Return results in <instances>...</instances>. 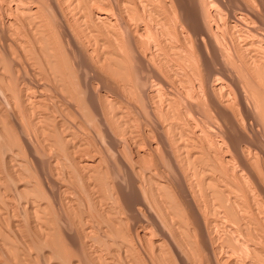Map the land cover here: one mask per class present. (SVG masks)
Listing matches in <instances>:
<instances>
[{"label":"bare ground","instance_id":"6f19581e","mask_svg":"<svg viewBox=\"0 0 264 264\" xmlns=\"http://www.w3.org/2000/svg\"><path fill=\"white\" fill-rule=\"evenodd\" d=\"M6 1H8V0H6ZM16 1L17 0H11V2H10V0L8 1V4H9V2H10V4L14 3L15 7L18 8V9H16V8H14V6H12L14 9H16V10H14L12 8L13 11L19 10L20 12L17 11V13H19L21 15V13L23 12V15H26L27 17L30 15L32 17L35 14L37 15L38 4H36L37 6L34 5L35 3L33 4V2L35 0L34 1L33 0H27L26 1L25 0L26 2H19V1L16 2ZM54 1H52V2L59 4V2L61 0H54ZM65 1H67V0H65ZM90 1H92V0H89V2ZM110 1H112V0H110ZM159 1L161 2V0H159ZM167 1H168V3H166ZM167 1L163 3L162 7H159L158 5L159 4L161 5L163 0L159 4H158V0H115L114 4H111L112 2L111 3L106 2V0H104L101 2V4H103V5H100L101 10L98 11L97 13H94L95 19L97 20L96 21L94 19L97 22L96 24L101 26V28L108 27V31H106L104 29L106 32H108V34H110L109 32H111L110 43H111V45L114 46L115 50H114V53L111 52V56L109 55V57L112 59V61H114V63L111 61V63H113L114 65L117 64V62H119L118 63L119 65H117L116 71L120 72L119 76H121V77L119 79H122V81L124 82V84H120L119 82H116L114 85H111V86H102V88H101L102 93L100 92V94L96 93V91L98 89L97 90L95 89L96 87H94L95 84H93V83H91L89 85V88H87L86 106L89 109L88 111L91 112L92 116L95 117L94 122H96V119H97V121H98L97 127L99 130H101V132L103 133V136L105 137V139H104L105 143H102V144H98L96 142V140H93L92 137H94V136H91V139H90L89 138L90 136L86 138L83 135L84 137L82 136L83 140L81 143H76V141L73 140V138H74L73 135H79L78 131L79 132L85 131L88 129V127L90 125L88 124L89 126L87 127V124L85 122L87 119L84 121L81 118L82 116H80V114H79L80 108L78 109L77 100L80 97V95L78 94L79 93L78 91L75 92V90H79V89H76L77 86L74 85L75 82L73 83V78L76 77V71L72 70V66L70 67V65H69V64H71L69 61H70L72 53L70 51H68L67 49H65L66 47L61 42V40L57 39V42L55 41L56 44L52 42L53 41V40H51L52 35H50L48 33L50 30L47 32L45 31L47 29L44 30V32H46L49 35H45L46 33H44V37L43 36H42L43 38L41 37V39H43V40H42V42H40L41 45H39V44L37 45L41 48L38 52L31 51V50H34L33 48L32 49L30 48L31 43H29L30 45H28L27 44L28 42L25 39H23L24 37H21V39L19 38L20 37V34H19L18 38H19L20 42H18V45H19L18 47H20L22 49L23 53H24L23 49H25V48L31 49V50L28 49L29 52H31V53L33 52V54L35 55V59L31 58V60L33 59L36 61L39 59V54L42 53V52H40L42 50L43 51L42 56L44 59L43 62H46V64L45 63L44 64L45 65L49 64L51 67V68L49 67L50 68L49 70L51 71V69H54V71H55V74L53 73L55 76L54 77L55 80L52 79L53 74L51 72L50 75H52L51 79L53 81L52 82L50 81L51 82L50 83L49 81L47 82V80H46L47 83H50L48 85L45 84L43 81L39 82L35 79L36 81L32 85H33V88L35 89L34 91H36V92H35V94H34V91L32 93L29 91L26 92L25 99H26V101H28L27 103L31 104V102H32V104L34 105L33 107L36 106V108H40L43 106L42 104H44V103H42V100H43L42 97L46 96V94L44 93L45 90L49 89V90H53L54 92L60 91L61 93L64 94V98L66 96L68 98L67 105L65 106L67 109V112L65 111L67 113V118H68L67 121L73 122V118H75V119L77 117L81 118V119L78 118V120H81L80 125L77 124L78 127L81 129V131L76 127H72V131H73L72 134L66 135V133H65V135H64L63 134L64 129H62V131H63L62 134H60L61 132H59V134H60V135H58V136H60L59 140L63 141L67 145V147H65L66 152H65V148L63 146L60 147L59 150L64 149V151H63L64 154L65 153L67 154V155L65 154L66 155L65 157H67V158L69 157V159H67V160L65 159L66 160L65 162L69 164V165H67V167L71 166L72 174L75 177L77 176V178L82 182L81 193L85 194L87 197H89L92 200L91 203L93 202V204L89 203V206L91 204L92 207L90 206L89 208H90V210H93V208L95 207V209H94L95 211L97 209L98 216L101 219L100 224H102V225H98L97 224L98 222L96 223V220L99 221L98 219H96L95 223H94V222H92V220L89 217L86 218V216H85V218H86V221L84 222L85 224L83 223L84 220L82 221V219L80 218V220L82 221V224H84L83 227L79 224L81 227V229L79 228V230H81V231L79 233H77L79 230H77V229L75 230V232L78 234L77 236L72 237L73 234H72V236L66 234V228H65V231H62V229H60L61 225L64 226L65 224H67L68 223L67 219H69L71 217L68 218L66 216L67 219L65 217V219H66L65 224L62 223L63 219L61 221V224H60V222L58 223V221H55V219H53V218L57 215L56 213H58L57 207L63 206V205L67 206L66 208H68V210L70 208L69 211H70L71 215H72V213H71L72 211H73V213L75 212L76 214H78L77 209L79 210V212L81 211V213L82 212L86 213L87 208H86V210L83 207L79 209L80 205L77 202H79L80 200L75 199L74 196L72 195V193H75L77 190H74V192H73V190H72V192L71 191L69 192V189H67V187H64L63 185L60 186L61 183L58 182V178H59L58 174L59 173L56 174L57 170L54 168H57L58 166L63 165L64 161H62L60 158H52L51 155H50L51 158H49V159H51V160H49V165L51 166V174L48 176H51V178L55 182L59 183V191L61 189V191L63 193H65V195H66L65 201L64 202L62 201L64 199H61V201H55L52 199V196L50 195L51 199L47 198L45 200L46 201L50 200L49 203L51 202V200H53L54 203L52 204V206H53L52 207L48 203V201L43 202L42 200H44V199H42L40 197L37 198L38 194L35 195V193H37V191H35V190L36 189L38 190V185L41 182L38 183V179H35L36 183H33L35 185L30 183L29 181L31 180V177L33 174V173H31V176L27 175L30 177V179L27 181L32 185H30V184L28 185V182H27V187L31 188L32 194L34 193L33 195L37 199L33 198L32 200L30 199L31 200L30 201L28 198V200L30 202L27 201V204L25 206L26 211H28L31 215H33V218L35 219V221H39L40 224H42V226L45 228L44 229L43 227H41V229H43V231L46 232V235L41 229L39 230V224H37L38 232L41 231L42 235H44L43 239H40V240H42V242L44 241L43 245L46 243L45 245L48 247L49 245L51 246L52 244H54V245L59 244V246L61 247V250L65 249L66 252H65V250H64V252L67 253L66 245H65V248H64V246L62 248V244L64 242H65L64 244H66V242H67L69 244L67 246H69V248H70V250L69 249L68 250L71 253L72 257L76 256V257H78L77 259H79V257H80L81 259H86L87 261L89 260L92 264H156V263L157 264H204V263L208 262V261L205 262V260H207V258L210 259V257H211V259H212L214 257H217L218 255L223 256V257H221L222 259L219 262L217 259L216 260L212 259V260H215L214 262H212L213 264H224V263H226V264H264V127L262 126V124L264 122L262 124L260 123V121H262V120L264 121V23H261L262 25L260 24L261 26H263V29H262V27H259L260 25L258 23H257L258 27L256 26L257 29H255V27H253V28L251 27L252 30H251V28H249L251 30L250 32L253 31L252 33H254V34L251 33L252 34L251 37L246 35L247 36V37L245 36L246 39H243V40L240 39V38H242V36H241L239 38L241 41V43H239L240 45L236 43V45L239 46L240 50L239 51L237 50L238 51L237 53L239 56H238L237 61H235L236 67H234L235 66V64H234L232 66V70H234L236 72L238 71L237 73H239V75H236V77L239 76V81H236L235 79L232 78L231 74L234 72L231 69H229V67H227L228 65L226 66L223 64V62L221 60L223 58L219 57L220 55H218L219 58L217 57V62L219 63L220 67L219 68L215 67V65L217 66L218 63L215 62L216 60L214 58H213V60L216 64L213 62V60H211V61L208 60V61H210L209 63L213 62L214 65L212 63L211 64L215 68H211L207 72V74L204 75V77L208 81L207 83L211 82L210 86L209 87L206 86L207 88L204 91L203 90V88H204L203 83L204 82H202V84L200 85L201 88L203 87L202 90L198 88V91L196 93V90L194 89L196 86L194 88H190V87L194 86V84H192V86H190V84H188L190 87H189V89L187 88L186 91L184 90L185 91V93H184V91L180 92L177 90V89H181V88H178V86L179 87H182V86L178 85L176 87L174 84L178 80L176 78V76L174 77V79L176 81H172L173 76L170 77L171 74L168 75V72H167L169 70L167 68L168 66H166L164 64L166 67L164 66L165 67L164 69H159V67H162L160 65L163 63L161 60H159V61H161V64L158 66H156L157 65L156 60H155V62H153L154 60L153 61L150 60V62H152L151 63L152 66H153V64H156V65H154V67H152L149 64V59H151V58H150V56H147V54L142 52L143 44L145 43L149 46V47L147 46V48H146L148 50L150 47H152V42H153V41H150L149 39L150 38L152 39V37L153 38L156 37L155 35H157L156 40L158 39V36H161L159 38L160 40H161V38H163V39L167 38L165 40H170V39L174 38L176 36L175 33H177L178 37L177 38L175 37L176 40L174 42L178 41L177 39H179V38L181 40L182 39L187 40L188 38L190 39L193 37V38H196L197 41H199V45H202L203 43L205 44V46H206V44L207 45L210 44L209 45L210 48L208 47V49H206L205 52L203 51L204 56L207 57V54L212 55V53H210L211 51L208 52L207 50L211 49L213 53H216V46H218V45L221 46L222 50L227 51V50H225L227 48H225V46L222 44H224V43L228 44V42L226 40H225L226 41L225 42L224 38L222 41L224 43L220 42L219 36L221 34H223L226 31V29H228V28H230V29L233 28L234 29L233 31L235 32L236 31L235 27L239 28L238 26L244 24L245 20H248L249 18L251 19L253 17L252 16L253 14H251L249 12L251 14V15L249 14L251 16V17H249L247 14L248 12L245 13V11H244L246 8L243 10V12H241V10H239V12H238V10L236 9L237 11H235L233 14L231 13L232 15L228 17L227 22H224V23H227V25L224 24L225 26H230V27H228V28L225 27V30L220 29V31L222 30L224 32L221 31L222 33L218 34L219 33L218 31L214 33L213 29L215 27L213 28L212 21H211V24L208 25L207 20H208L209 16L213 15L212 11L209 9V6L212 5L213 3L208 2L209 0L208 1L207 0H196V2H195V3H197L196 7H188L185 0H167ZM191 1H194V0H191ZM260 1L261 2L258 3V4L261 3L260 4L261 7L259 6L260 8L258 7V4H256L257 0H255V2H256L255 5L258 7L259 11L262 12V14L260 17H257L255 15L256 17L254 16L253 18H260V21H261V19L264 20V0H260ZM3 2H5V0H3ZM3 2H0V3H3ZM42 2H43V0H42ZM48 2L46 0L47 4H48ZM69 2H70V0H69ZM87 2H88V0H87ZM248 2H247V5L250 4ZM36 3H38V2L36 1ZM252 3H254V2L251 1L250 7H252ZM61 4H63V3L61 2ZM69 4L67 1L66 5H69ZM79 4H77V5H79ZM55 5L56 4H54L52 7H54V9L58 8V9H55L58 11L60 4H59V7H58V5H57V7H55ZM80 5L77 8H79ZM155 5H157L158 7H155ZM242 5H244V4L242 3ZM39 6H40V4H39ZM41 6H42V4H41ZM100 6H99V8H100ZM235 6H236V4H235ZM72 7H76V3ZM72 7H71V11H72ZM217 7H219V6H217ZM39 8L41 9V7H39ZM96 8H98V7H96ZM220 9L215 8V11H217V12H214V14L216 13L217 19L218 18L220 19L221 17H223L222 13L220 12ZM21 10H22V12H21ZM42 10H44V9H42ZM256 12H258V10ZM40 13H41V11L39 12V16H41ZM41 14H45V13L43 12ZM15 15H17V14H15ZM18 15H17V18L20 17V15L19 16ZM83 15H85V13ZM91 15H93V14H91ZM227 15H229V14H227ZM26 16H23V18ZM35 16H34L35 20L39 19V16H38V18H35ZM59 16H61V14H59ZM43 17L44 16H42V19H44ZM170 17L174 19V23L181 20V25H180L181 28H180V30H178V32L174 33V31L176 30V27L178 29V25L176 26V24L179 22L174 24V27L176 26L174 28L175 30L172 29L171 27L173 26V24L171 23L172 24L171 25L169 23ZM214 17H215V15H214ZM14 18H16V16ZM85 18H87V17H85ZM212 18H213V16H212ZM225 18H227V17H225ZM253 18H252V20H253ZM42 19H40V20H42ZM49 19H50V17H49ZM76 19H77V17H76ZM177 19H179V20H177ZM21 20H23V19H21ZM29 20H32V18ZM29 20L27 22H29V24H30L31 21H29ZM40 20H38V21L40 22ZM175 20H177V21H175ZM221 20H223V18ZM225 20H223V21H225ZM34 21H32V22H34ZM49 21H47V22H49ZM18 22L22 23L23 21L22 22L18 21ZM27 22L25 23V25L27 24ZM47 22H46V24H47ZM249 22H251V21H249ZM253 22H254V20H253ZM10 23H13V22H10ZM14 23H15V21H14ZM14 23H13V25H14ZM43 23H45V22H43ZM49 23H51V22H49ZM167 23H169V25ZM33 24H35V23H33ZM167 25H168V27H167ZM220 25H222V24H220ZM244 25H246V24H244ZM169 26H171V27H169ZM247 26L249 27V25H247ZM10 27H12L11 29H13V27H15V26H10ZM21 27H22V24H21ZM40 27H42V23H40V25L37 26V28L39 30H40ZM217 27L220 28V26H218V25H217ZM23 28H21V29H23ZM27 28L28 29L30 28L29 30H31V28H32V30H33L32 26H29ZM44 28L45 27H43V29ZM50 28H48V29H50ZM55 28H56V26H55ZM69 28L71 29V27H69ZM80 28H82V27H80ZM169 28H171V30H173V32L171 30H169ZM216 28H215V31H216ZM230 29H228V30H230ZM249 29L247 28L246 30L249 31ZM82 30H83V28H82ZM19 31H17V32H19ZM231 31L232 30H230V33H231ZM13 32H15V30ZM37 32H39V31H37ZM212 32H213L214 38L212 37ZM12 33H10V34L13 35ZM41 33L39 35H36V34L35 35L40 36L43 34V33L42 34ZM50 33H51V31H50ZM225 33L227 34L229 32L227 31ZM2 34L6 35V33L4 34V32H2ZM29 34H31V32H29ZM52 34L55 35L54 33H52ZM235 34H236V32H235ZM238 34H236V35L238 36ZM240 34H241V32H240ZM3 35H2V37H4ZM35 35H33V36H35ZM233 35H234V33H233ZM233 35H232L233 39L236 38ZM243 35H245V34H243ZM6 36L10 37L9 35H6ZM27 36H28V32H27ZM27 36L25 38H27ZM11 37H13V39ZM11 37L9 38V39H12L11 41H9L7 38H5L4 40L7 39L9 42H11V45L13 46L14 44H16V43H14L15 41L12 43V41L14 40L16 35H15V37L14 36H11ZM220 37H222V35ZM18 38H17V40H18ZM104 38H106V37H104ZM108 38H109V36H108ZM225 38H226V36H225ZM30 39H28V40H30ZM32 39H35V41L40 40V39H36V38H32ZM75 39H77V38H75ZM196 39H195V41H196ZM239 39H238V41H235V40L234 41L240 42ZM4 40H3V42H4ZM185 40H184L185 46L188 47V49L189 48L193 49L190 46L195 41L190 43V41H192L190 39V41L188 40L189 42L186 45ZM220 40H222V39H220ZM236 40H237V38H236ZM1 41H2V39H1ZM37 41H36V43H37ZM163 42L165 43L164 45H166V46H167V43L169 44V41L168 42L166 41L167 42L166 43L163 40ZM179 42H181V41H179ZM179 42L178 43L176 42V43L179 44ZM38 43H39V41H38ZM159 43L160 42H158V44ZM182 43H183V41L181 42V44ZM220 43H221V45H220ZM156 44H157V41H156ZM8 45H9V43H8ZM76 45H77V43H76ZM111 45H109V46L111 47ZM153 45H155V44H153ZM159 45H160L159 47L164 46L163 44H159ZM169 45L167 47H170ZM172 45H175V47L177 48L175 43ZM182 45H180V46H182ZM5 46H7V45L5 44ZM15 46L16 45H14V47ZM51 46H52V48H51ZM107 46H108V44H107ZM128 46L130 47L131 51L129 50ZM166 46H165V48H167ZM202 46H204V45H202ZM226 46H228V48H229V44ZM159 47H158V50H159ZM172 47H174V46H172ZM198 47L200 48V46H198ZM45 48H47V49H45ZM139 48H141V50ZM165 48H163V51ZM206 48H207V46H206ZM2 49H3V46H2ZM161 49L159 51L162 53ZM202 49H203V47H202ZM231 49L229 48L230 51L229 50L228 51L231 52L232 51ZM6 50L7 49H5L4 51H6ZM16 50H17V48H16ZM28 50L26 49L25 52ZM103 50H104V47H103ZM199 50H197V51H199ZM12 51H14V50H12ZM20 51L17 50V52L19 53V56L22 57V53ZM167 51L172 52V49L170 51L168 49ZM167 51H164V53L167 54L168 53ZM174 51L175 50H173V52ZM178 51L179 52H177V50H176L175 52H177V54H178L181 52V49H178ZM187 51H189V50H187ZM1 52H3V50ZM129 52H131L130 53L131 56H129ZM150 52H151L150 54H152V51H150ZM160 52H159V54H160ZM196 52L194 50L193 53H195V55L196 54L198 55V53L200 51L198 53H196ZM229 52H227L228 55L233 54V52H232V54ZM235 52H236V50H235ZM239 52H240V54H239ZM6 53L7 52H5L3 55L6 57V59L8 60V63H10V65L13 64L16 67L21 66L20 61H19L20 62L19 63L17 60L13 59V58L16 59L15 55L12 56V54H11V56L13 57L11 59L13 61H17L14 63L9 58V56H10V55H8L9 53L8 54H6ZM28 53H25V55ZM164 53H162V56L164 55ZM217 53H219V52H217ZM82 54H84L85 56L87 55L83 52H82ZM104 54L106 55L107 52ZM159 54L158 53L156 54V58L158 56H160ZM170 54L171 55L175 54V56L177 55L176 53H174V54L170 53ZM170 54H167V55L169 56ZM186 54H187V52H186ZM190 54L191 53L189 52L188 56ZM224 54H226V53H224ZM25 55H24V57H25ZM179 55H182V54H179ZM179 55H177L176 57L180 58ZM230 55L229 56L226 55L229 58V60L228 59L227 60L229 62L233 61V63H234L235 58L233 60V58L230 57ZM29 56L31 57V55H29ZM29 56L27 58H29ZM190 56L188 57V59L190 58ZM234 56H235V53H234ZM236 56H237V54H236ZM87 57H88V55H87ZM173 57L170 56L169 60L173 59ZM209 57H210V55H209ZM209 57H207V59ZM185 58H187V56ZM185 58H184V60H185ZM230 58H232V60H230ZM152 59H153V57H152ZM159 59H162V58H159ZM181 59H179V60L175 59V61L178 62L177 63L178 66L180 65L179 64L180 62L184 63L183 62L184 60L181 61ZM190 59H192V58H190ZM190 59L188 60V62L185 61L186 64L189 65V61L191 62ZM157 60H158V58H157ZM165 60H167V59H165ZM169 60H167V61H169ZM224 60H226V59H223V61ZM227 60H226V62H227ZM115 61H116V63H115ZM172 61L174 62V59ZM208 61H206V62H208ZM4 62H6V61H4ZM31 63L33 64V62H31ZM109 63H110V61H109ZM175 63L176 62H174L173 64H175ZM193 63H195V61ZM196 63H197V60H196ZM32 64H31V67H32ZM74 64H76V63H74ZM184 64H181V65H183V67H184ZM230 64L232 65V62ZM35 65H36V63H35ZM181 65H180L179 69L182 67ZM208 65L209 64H207V66ZM212 65H209V67ZM100 66H102V65H100ZM111 66H110V68H112ZM190 66H191V63H190ZM13 68H15V67H13ZM185 68H181V69H183V71H184ZM30 69H32V68H30ZM46 69L48 70L47 67H46ZM108 69H109V66H108ZM188 69L189 68H187V70ZM192 69H189V70L191 71ZM173 70H175V69H173ZM176 70H177V68H176ZM21 71L23 72V70H21ZM28 71H30V70H28ZM110 71H111V69H110ZM170 71H172V70H170ZM170 71H169V73H171ZM183 71H181V72H183ZM177 72H179V71H177ZM236 72L234 74H237ZM179 73H177V74H179ZM184 73L186 74V72H184ZM115 75L117 77L118 73ZM172 75H173V71H172ZM180 76H182L181 73H180ZM200 76L201 75H199V77ZM37 77H38V75H37ZM185 77H182V78H185ZM38 78H40V77H38ZM76 78H79V76ZM111 78L110 79L108 78V79L111 80ZM201 79H203V78H201ZM210 79H212V80H210ZM76 80L78 82V79H76ZM181 80L183 81V79H181ZM206 80L204 79L203 81H205V83H206ZM232 80H234V81H232ZM26 81L27 80H25L23 83L27 88L26 90H29L30 84L28 85ZM128 81L131 82V85L129 84L130 86H133V88H134V86L136 87V90H137L136 93H137L139 99L143 103L146 102V100L148 101V98H150V99L152 98L153 101H154L153 98H156L155 100H158L157 98H161L160 99L162 101L161 103L156 104V102H155V104H153V103L150 104L151 102H153V101H151L148 104L147 103L143 104V109L148 114L150 113V116H152L153 119L155 118V120H153L155 123V127H153L154 130H152L150 128L152 130L151 131L152 134L154 135V136L152 135L153 138L151 137V133H148V131H149L148 128H146L148 130L143 129V127H146V126L142 125V121L138 119V114L136 115V112L133 111L134 107L131 106V104H133L132 102H134V101H132L131 103H130V101L127 102L129 99H125L123 97V95L121 94L122 91H120V88L125 86L127 84L125 82H128ZM182 81H180V79H179L180 84L182 83ZM186 81H187V79H186ZM189 82H191V80ZM3 83H4V81H3ZM1 84H2V82H1ZM183 84H184V81H183L182 85ZM232 84H233V86H232L233 88L232 87L228 88ZM6 85H7V83H6ZM188 85H186V86H188ZM246 87L250 88V91L252 90V92L255 95H257L259 98V99L257 98L258 101H256V99H254L255 98L254 94L251 95L252 99H254V101L256 102V103H254V105H253V103H250L248 101L251 99L250 95H249L250 99H248L249 98L248 94L251 92H249L247 94ZM130 88H132V87H130ZM57 95H59V94H57ZM57 95H55V97H57ZM95 95L97 96V98L95 97ZM133 96H132L133 98H136L134 94H133ZM84 97H85V94H84ZM51 98L52 97H50V99ZM52 99H54V98H52ZM7 100H9V99H7ZM21 100H23V99H21ZM58 100H56V101H58ZM60 100H62V99H60ZM132 100H134V99H132ZM135 100H137V98ZM251 102H253V101H251ZM46 103H47V101H46ZM83 103H82V105H83ZM135 104H136V102H135ZM137 104H138L137 106H139V103H137ZM25 105H24V107H25ZM46 107H44V108L47 110L48 108H46ZM79 107H81V106H79ZM52 108H53V106H52ZM231 108L234 110H232ZM25 109H26V107H25ZM82 109L83 108H81L80 110H82ZM83 110H85V107ZM27 111H30V110H27ZM55 111H53L54 114H55ZM143 113L144 112H142V114ZM61 114L62 113H60V115ZM83 114L85 115L86 113L84 112ZM49 116H50V114H49ZM57 116H59V115H57ZM203 116H205V117H203ZM2 117H5V116H2ZM47 117L48 116H46V113L44 115V112H42V113H40V115L37 118H39L40 121L44 120L47 122L48 120H45ZM63 117H65V119H66V116L63 115ZM86 117L88 118V116H86ZM16 118H17V116H16ZM54 118H56V117H54ZM5 119H4V121H5V123H4V122H2V118H1V121H0L1 124L4 123V125H6ZM53 119L51 120V122L53 121ZM69 119H72V120H69ZM58 120H55V121H58ZM209 120L213 121V123H209L208 122ZM31 121L33 122V119ZM32 122H30V123H32ZM36 122H38V121H36ZM36 122H35V124H36ZM61 122H63V121H61ZM72 122H70V123L68 122V123L71 124ZM160 122H161V124H160ZM9 123H10V121H9ZM14 124L15 123H13V124L11 123V125H14ZM63 124H65V123H63ZM65 125H67V123ZM34 126H36V125H34ZM61 126L64 127L63 125H61ZM72 126H74V125H72ZM3 127L8 129L7 126H3ZM29 127H31V126H29ZM4 128H3V131H4ZM41 128H43V127H41ZM74 128H76L78 130L76 131ZM6 129H5V132L8 133L9 130L7 132ZM57 129L54 130L55 133L61 130L60 128H59L60 130L59 129L57 130ZM65 129H66V126H65ZM12 130L10 132H12ZM15 130H17V129H15ZM33 130H35V129H33ZM33 130L31 132H33ZM5 132H4V135L6 134ZM13 132H14V130H13ZM47 132H49V131H47ZM94 132H92V133H94ZM82 133H84V132H82ZM51 134H50V136H51ZM16 135H18V134H16ZM53 135H55V134H53ZM5 136H6V138H8V140L12 137V136H10V138H9V137H7V135H5ZM18 138L16 140H18L19 142H22ZM22 139L24 140V138H22ZM52 139L54 140V137H52ZM55 139H57L55 141L59 142L58 144L60 145V141L58 140V138H55ZM13 140H15L14 136H13ZM33 140H36V139H33ZM11 141L12 140L10 139L9 142H11ZM55 141H53V142L51 141L52 144H50V142H47V141H46V143H48L50 146V145H53V143ZM14 142H12V143H14ZM14 144L19 145V144H17V142ZM63 144H61V145H63ZM57 145H56V147H57ZM23 146H25V145H23ZM23 146L20 144V147H21L20 148V147H18V146L16 147L14 145V146H12V148L13 147L14 148H20L19 150H22ZM44 146H45V143H44ZM127 147L131 148L128 150V153L126 152ZM12 148H11V150H12ZM23 149H25V147H23ZM28 149H29V154L31 153L30 156L33 157L35 162L38 161V159L36 158V154L34 153L35 151L33 152L31 148H28ZM56 149H54V150H56ZM22 151H24V150H22ZM22 151H20V152H22ZM25 151L27 152V155H28V151L27 150H25ZM25 151L22 153L25 154ZM11 152L12 151H10V153ZM59 152H53L52 151L50 153L52 155L54 153L55 154L58 153L57 154V157H58ZM61 152H60V156H61ZM14 153H18V152L14 151ZM14 153H13V155H14ZM46 153L48 154V152H46ZM7 154H9V152H7ZM64 154L62 153V155H64ZM131 154H133V155H131ZM27 155H26V157H27ZM130 155H131V157H129ZM22 156H23V154H22ZM19 157H20V154H19ZM23 157L25 158V156H23ZM16 158L17 157H15V159ZM28 158H29V156L27 157L26 160H29ZM61 158H64V156H62ZM5 159H7V158H5ZM10 163H12V162H10ZM30 163H28L29 166H32V165H30ZM21 164H23V161L20 162V166H21ZM34 165H35V163H34ZM49 165L48 166L46 165L48 167V169H50ZM23 166H25V165L23 164ZM26 166H28V165H26ZM64 167H65V165L63 167H61L62 169H60V170H64L66 168V167L65 168ZM167 167L171 168V172L174 175L179 177V179H180L179 182L172 180L174 176L173 175L171 176V174L168 173ZM20 168H22V167H20ZM30 168H32V167H30ZM17 169L12 168V171L17 170ZM53 169H54V171L56 170L55 171L56 173H54ZM118 170H119V172H118ZM120 170L126 172V175L128 177V180H127L128 185L127 186H129V188L132 190L131 196L126 195L125 187L122 185L123 182L120 183L119 180H117V181H119V182H117L114 179L113 180L111 179V177L113 178L114 175L118 176V173L121 172ZM12 171L10 170L9 172L11 173ZM19 171H20V169H19ZM58 171H59V169H58ZM14 172H16V171H14ZM22 172L25 173L24 170ZM12 174H10V177ZM18 174H20V173H18ZM14 175H16V174H13L12 176H14ZM55 175H58V178H56ZM21 176H22V174L20 175V177ZM25 176H26V174H25ZM42 176L43 175H41V177ZM24 177L21 179V182H23V180L26 179V177L25 178ZM34 178H36V176ZM34 178H32V179H34ZM48 178H50V177H48ZM41 179L43 180V178H41ZM59 179H61V178H59ZM16 180H18V178ZM46 180H47V178H46ZM75 180H77V179H75ZM79 180H78V182H79ZM11 181L13 182V179ZM44 181H45V178H44ZM48 181H49V179H48ZM14 182H15V180H14ZM60 182H61V180H60ZM0 183H1V179H0ZM51 183L53 184V182H51ZM51 183L49 182V184H51ZM15 184H16V182H15ZM25 184H26V182L24 183V185ZM64 184H66V183H64ZM0 185L2 186V184H0ZM79 186L81 187V185H79ZM72 188H73V186H72ZM77 188H78V185H77ZM107 188H109L111 190V193L109 190V193L111 195L106 194ZM80 189H78V190H80ZM27 190H28L27 188L26 189L24 188V190H22V191H25L26 194H28L29 191L27 192ZM166 191L168 193L167 196L169 195V197H167L165 195L166 196L164 198L165 200L163 199L164 201L162 203L161 198H162V196L164 197V195H161L160 199H159L158 195L161 194L162 192L166 193ZM3 192H5V191H3ZM30 194H31V192H30ZM32 194H31V196H33ZM52 195H53V193H52ZM60 195L61 194H59V197L57 199L60 198ZM69 195H71V196H69ZM95 195L98 196L97 197L98 200H96ZM80 196H82V195H80ZM55 198H56V196H55ZM12 199H13V197H12ZM39 199H41V200H39ZM152 199H154L155 202L159 199L160 204H164V205H160V204L156 205L155 204V206H152L154 204V201ZM7 200H8V197H7ZM76 200H77V202H76ZM151 200H152L153 204H152ZM84 201L86 202V200H84ZM88 201H89V199H88ZM1 203H2V201L0 202V204ZM5 203H7L6 200H5ZM4 205H6V204H4ZM4 205H3V207H4ZM7 205H6V207H7ZM54 205H56V206H54ZM156 206H158V207H156ZM62 208L64 211L65 207H62ZM55 210H57V211H55ZM68 210H67V212H64V213H68ZM65 211H66V209H65ZM160 211H163L164 214H162V212H160ZM28 212H26V213L28 214ZM54 212H56L55 213L56 215H53ZM61 212H62V210H61ZM61 212H59V217H61V215H60ZM64 213H63V215H64ZM81 213H79V214L81 215ZM1 214H2V212L0 211V215ZM6 214L7 215H5V214H3V215H5L6 217L9 216V213H6ZM92 214H94V212ZM96 214H94L93 220L95 218H97ZM10 215H11L12 219L15 218L14 216H12V214H10ZM83 215H84V213H83ZM83 215L81 216L82 218H83ZM6 217H4L3 219H5ZM73 217L71 218V222L74 221L73 219H78V223L81 222V221H79V218H78V217H80L79 215H78V217H77V215H75ZM16 218H18V217H16ZM16 218H15V220H17ZM0 219L3 220L2 217ZM145 219H149V221H146ZM19 220L21 221V219H19ZM48 220L50 221V224H49ZM56 220H57V218H56ZM22 221H24V219ZM130 221L132 223H130ZM54 222H56V223H54ZM128 222L130 224H128ZM147 222H151V225L153 224L156 227L157 234H153L154 231H156L155 227H154L153 233H151V231L153 229L151 230V228H149V230H148L147 228H143ZM174 222L176 223L177 226L174 225L175 224ZM186 222H187L188 226H189V223H191V225L193 226V231L188 230V232H184L182 226H184ZM36 223H38V222H36ZM75 223H74V225H75ZM58 224H60V227L58 226ZM13 225H16V223ZM28 225H30V224L26 225L27 228H29ZM68 225H70V223H68ZM16 226L19 227L20 225L17 224ZM137 226H138V229H137ZM10 228L11 229H9V231L13 230L12 235L15 234L14 233L15 231L19 230L18 228L17 229H14L12 227H10ZM75 228H76V225H75ZM133 228L135 230L137 229L138 231L136 233H135V231L133 232L132 231ZM152 228H153V226H152ZM37 229L35 228V234L37 232ZM71 229H73V228L71 227ZM218 229L222 230L223 235L221 233L220 234L216 233ZM68 231H70V230H68ZM72 231H71V233H72ZM38 232H37V234H38ZM133 233L136 235H134ZM4 234H5L6 239L8 238L9 240H13L11 238L12 236L10 237V234H8V233H4ZM38 235L41 236V233ZM1 237H2V240L7 241L3 237V235ZM31 239H33V238H31ZM14 240H13V242H14ZM13 242H11L10 244H12V245L14 244V246H15L16 244H15V242L14 243ZM43 245H42V247L46 248V246L45 245L43 246ZM54 245H53V249L55 251L60 249V247H59V249L58 248L56 249L57 245H55V248H54ZM123 246L127 247L128 252L124 248L125 251H124V253H122L123 252L122 251ZM51 247H48V248H51ZM4 248H6V247H4ZM12 248H11V251L14 252V250H15V254H14L15 256H13L15 258H13V257H11V258L17 260V262H20V261H18L20 258V257L18 258V256L21 255L19 253L22 250H20V248L16 249L15 247H14L15 249L13 248L14 250H12ZM6 249H5V251L7 252ZM2 250H3V248H2ZM18 250H20V251L18 252ZM49 250H51V249H49ZM54 250H51V251H53V253H55ZM88 250L90 251L89 253H88ZM13 252H9V253H11L13 255ZM17 252H18V255L16 257ZM53 253H52V255H54ZM59 253L62 255H60V256L58 254L57 255L62 259L61 256H63V254H65V253L60 252V250H59ZM22 254H23V252H22ZM67 255H68V257H67ZM71 255H69V253H67L64 256V259L66 257L65 260L69 261L70 260L69 257L71 258ZM1 256H2V254H1ZM9 256H10V254H9ZM9 256H8V258H9ZM23 256H24V254H23ZM43 256H45V254ZM49 256H50V254H49ZM45 257H48V256H45ZM51 257H53V256H51ZM59 257H57V258L59 259ZM8 258L6 257L7 260L11 259V258H9V259ZM22 258L24 260H26L25 259L26 257L25 258L22 257ZM57 258L55 257V259H57ZM3 259H4L3 261H5V258H3ZM13 259H11V260L13 261ZM72 259H75V258H72ZM72 259L70 260L69 263L68 262H66V263L72 264ZM65 260H64V262H65ZM78 261H80V260H78ZM82 261L84 262V260H81V262ZM209 261L211 262V260H209ZM21 262L25 263L26 261L23 262V260H22ZM62 262H63V259H62ZM64 262H63V264H65ZM8 263H10V262H8ZM85 264H88V262Z\"/></svg>","mask_w":264,"mask_h":264},{"label":"rangeland","instance_id":"374dc122","mask_svg":"<svg viewBox=\"0 0 264 264\" xmlns=\"http://www.w3.org/2000/svg\"><path fill=\"white\" fill-rule=\"evenodd\" d=\"M9 1V0H8ZM8 1H6L5 0V2H3V0H0V2H3V3H0V68L2 69H0V121H1V118H2V122H4L5 123V121H4V119L6 120V125H4V123H2L1 124V122H0V179H1V183L0 184H2V186L0 187V202L2 201V203L0 204L1 206H0V211L2 212V214L0 215V218L2 217V219L4 218V217H6L5 215H7L6 213H9V216H7L5 219H3V220H1L0 219V264H21L22 262V260H23V262L24 261H26L25 263L26 264H63V262H64V260L66 259V257H65V259H64V256L67 254V253H69V255H71V253L69 252V250H70V248H69V246H67V245H69L67 242H66V244H62V248H63V246H64V248H65V245H66V249H67V253H65L66 252V250H65V252H64V250L62 249L61 250V247L59 246V244H55V245H57L56 246V249L58 248L59 249V247H60V252H62V253H65V254H63V256H61L62 257V259H63V262H62V259L59 257L60 255H62V254H60L59 253V250H57V251H55L54 249H53V245L54 244H52L51 246L49 245L48 247H51V248H48L45 244V246H46V248L45 247H42V245H43V242H42V240H40V239H43V237H44V235H42V232L40 231V232H38V229H37V224H39V230L41 229V227H43L42 226V224H40V222L39 221H35V219L33 218V215H31L28 211H26V204H27V201H29L30 199L32 200L33 198L34 199H37V198H42V199H44V200H42L43 202H47L48 201V203H49V201L50 200H45V199H49L51 196H52V199L53 200H55V201H61V199H64V200H62L63 202L65 201V198H66V195H65V193H63L62 191H61V189H60V191H59V183H61L60 184V186L61 185H63L64 187H67V189H69V192L71 191L72 192V190H73V192H74V190H77L75 193L77 194H75V193H72V195L74 196V198L75 199H77V200H80L79 202H77V200H76V202L77 203H79V205H80V207H79V209L80 208H84L85 210H86V208H87V214L85 213V212H82L81 213V211L79 212V210L77 209V213L78 214H76L75 212L73 213V211L71 212L72 213V215L73 216H75V215H77V217H78V215L80 216V217H78L79 218V221H81L80 220V218L82 219V221H83V223L86 221V218L87 217H89L91 220H92V222H94L95 223V220L96 219H98L99 221H97L96 220V223L98 224V225H102V224H100V221H101V219L99 218V216H98V212H97V209H96V211L94 210L95 209V207L93 208V210H90V206L92 207V205L91 204H93V202L91 203V199L89 198V197H87L85 194H83V193H81V190H82V182L77 178V176L75 177L73 174H72V168H71V166H68L67 167V165H69L68 163H66L65 161L67 160V159H69V157L67 158V157H65L66 155L64 154V149H62V150H59L60 149V147H67V145H66V143H64L63 141H61V140H59L60 139V136H58V135H60V134H62V129H64V135H65V133H66V135H68V134H72L73 133V131H72V127H76V128H78L80 131H81V129L78 127V125L77 124H79L80 125V122H81V120H78V118L79 117H77L76 119L75 118H73V122L72 121H67L68 120V118H67V109H66V105H67V101H68V98H67V96L64 98V94L63 93H61L60 91H56V92H54L53 90H49V89H47V90H45L44 91V93L46 94V96H44V97H42V99L44 100H42V103H44V104H42L43 106L42 107H40V108H36V106L35 107H33L34 105L32 104V102H31V104L30 103H27L28 101H26V99H25V94H26V92H33L35 89L33 88V85L32 84H34V82L37 80V81H43L45 84H50L53 80H55V76H54V74H55V71H54V69H51V71L49 70L51 67H50V65L48 64V65H45L46 64V62H43L44 61V59H43V51L41 50L40 52H42V53H40L39 54V61L38 60H33V59H35V55L33 54V52L31 53V52H29V50H31L32 48L34 49V50H31V51H34V52H38L41 48L39 47V46H37L38 44L39 45H41V43L40 42H42V40L43 39H41V37L43 36L44 37V33H46L47 31H51V33H50V31L48 32L50 35H52L51 36V40H53L52 42L53 43H55L56 44V42H57V39L58 40H61V42L65 45V49H67L68 51H70L71 53H72V55H71V58H70V63L71 64H69L70 65V67L72 66V70H75L76 71V77H78L79 76V78H76V77H74L73 78V83H74V85L75 86H77L76 87V89H79V90H75V92H79L78 94L80 95V97L78 98V100H77V102H78V109L80 108H83L84 109V107H85V110H80L79 109V114H80V116H82L81 118L85 121L86 119V124H87V127H88V129L87 130H85V131H82V132H84V133H82V132H79L78 131V133H79V135H73L74 136V138H73V140H75L76 141V143H81L82 142V140H83V137L85 136L86 138L87 137H89L90 139H91V136H94V137H92L93 138V140H96V142L98 143V144H102V143H105V137L103 136V133L101 132V130H99L98 129V127H97V119H96V122H94L95 121V117L94 116H92V114H91V112L90 111H88L89 109L87 108V106H86V97H87V88H89V85L91 84V83H93V84H95L94 85V87H96L95 89L97 90L96 91V93L97 94H100V92L102 91L101 90V88H102V86H111V85H114L116 82H119L120 84H124V82L122 81V79H119L121 76H119L120 74V72L119 71H116V68H117V65H119L118 63L119 62H117V64H113L114 63V61H112V59L109 57V55L111 56V52L112 53H114V46L113 45H111V43H110V37H111V32H109L110 34H108V32H106V31H108V27H103V28H101V26H99L98 24H96L97 22V20L95 19V14L94 13H97L98 11H100L101 10V6L100 5H103V4H101V2L102 1H104V0H92V1H90L89 2V0H88V2H87V0H70V2H69V0H67L68 1V4L70 3H72L71 5L72 6H74V4L76 3V7H72L70 4L69 5H66L67 4V1H65V0H61L60 2H59V4H60V7H59V4L58 3H54L55 1L54 0H47V2H48V4L46 3V0L44 1L43 0V2H42V0H33L34 2H33V4L34 5H36V4H38V13H37V17L35 16V15H33V17L30 15V16H26V15H23V12H22V10H21V15L19 14V13H17V11L18 12H20L19 10H17V11H13V9L14 8H16V9H18L17 7H15V5H14V3L13 4H10V2H11V0H10V2H9V4H8ZM17 1H19V2H26L25 0H17ZM16 1V2H17ZM36 1L38 2V3H36ZM40 1V2H39ZM52 1H54V2H52ZM78 1V2H77ZM80 1V2H79ZM97 1V2H96ZM115 1V0H114ZM114 1L112 0V1H110V0H106V2H112L111 4H114ZM167 0H163V2H162V0H161V2L158 0V4L159 3H161V5L159 4L158 6L159 7H162L163 6V3L164 2H166ZM186 1V4H187V6L188 7H196L197 6V3H195L196 2V0H194V1H191V0H185ZM208 1V0H207ZM244 4V5H242V3ZM245 0H209L208 2H210V3H213L212 5H210L209 6V9L212 11V16H213V18H212V16H209V18H208V25L209 24H211V21H212V26H213V28L215 27H217V25L218 26H220V28L219 27H217L216 28V31H215V28L213 29L214 30V33L215 32H219L218 34H221L222 32H224V31H222V30H225V27H230V26H225L224 24H226L227 25V23H224V22H227V19H228V17L229 16H231L235 11H237L238 10V12H239V10H241V12H243V10L245 11V13H247L248 14V16L249 17H251L250 15L251 14H253L252 16L254 17L255 15L257 16V17H260L261 16V14H262V12L261 11H259V9H258V7L260 6L261 7V3L260 4H258L259 2H261L260 0H257V3L255 2V0H246L245 2H244ZM251 1H253L254 3H252V7H250V5H251ZM7 2V3H6ZM61 2L63 3V4H61ZM96 4H94V3ZM100 2V3H99ZM189 2V3H188ZM247 2L248 3H250L249 5H247ZM5 3V4H4ZM65 3V4H64ZM81 5H80V4ZM88 3V4H87ZM166 3H168V1L166 2ZM195 3V4H194ZM217 3V4H216ZM255 3L256 4H258V7L255 5ZM39 4H40V6H39ZM41 4H42V6H41ZM54 4H56L55 5V7H57V5H58V7H59V12L57 11V10H55V9H58V8H55L54 9V7H52ZM77 4H79L80 5V9L79 8H77L79 5H77ZM235 4H236V6H235ZM241 4V5H240ZM51 5V6H50ZM62 5V6H61ZM200 5V4H199ZM12 6H14V8L12 7ZM37 6V5H36ZM99 6H100V8H99ZM153 6V5H152ZM157 5H155V7H158ZM212 6V7H211ZM214 6V7H213ZM217 6H219V7H217ZM221 6V7H220ZM235 6V7H234ZM246 6V7H245ZM254 6V7H253ZM39 7H41V9L39 8ZM43 7V8H42ZM71 7H72V11H71ZM96 7H98V8H96ZM165 7V6H164ZM199 7V6H198ZM259 7V8H260ZM13 8V9H12ZM68 8V9H67ZM201 8V7H200ZM212 8V9H211ZM215 8H218V9H220V12L222 13V16L223 17H221L220 19L218 18H216L217 17V15H216V13L214 14V12H217V11H215ZM235 8V9H234ZM256 8V9H255ZM4 9V10H3ZM12 9V10H11ZM16 9H14V10H16ZM42 9H44V10H42ZM231 9V10H230ZM237 9V10H236ZM255 9V10H254ZM258 10V12H256ZM4 11V12H3ZM14 13H13V12ZM41 11V13H45V14H41L40 13V15L41 16H39V12ZM84 11V12H83ZM251 14H250V13ZM10 13V14H9ZM58 13V14H57ZM85 13V15H83ZM166 13V12H165ZM164 13V14H165ZM232 13V14H231ZM15 14H19L20 15V17H18L17 18V15H15ZM59 14H61V16H59ZM91 14H93V15H91ZM227 14H229V15H227ZM250 14V15H249ZM18 15V16H19ZM28 15V14H27ZM48 17H47V16ZM68 15V16H67ZM214 15H215V17H214ZM16 16V18H14ZM22 16V17H21ZM23 16H26V17H24L23 18ZM34 16H35V18H38V16H39V19H37V20H35L34 19ZM42 16H44L43 18L44 19H42ZM94 16V17H93ZM255 16V17H256ZM30 17V18H29ZM47 17V18H46ZM49 17H50V19H49ZM62 17V18H61ZM76 17H77V19H76ZM85 17H87V18H85ZM172 17V16H171ZM170 17V19L172 20H170L169 19V23L171 24H173V26L171 27V26H169V27H171L172 29H174L177 25H178V29H177V27H176V30L174 31V33L175 32H178V30H180V28H181V20H179V19H177V20H179V21H177V20H175V21H177V22H179V23H174V19L173 18H171ZM211 17V18H210ZM219 17V16H218ZM225 17H227V18H225ZM252 17V18H253ZM13 18V19H12ZM32 18V20H29V19H31ZM47 20H46V19ZM223 18V20H225V21H223V20H221ZM252 18L250 19H248V20H245V23L244 24H246V25H244V24H242V25H240V26H238L239 28H237V27H235L236 29V34H238V36L235 34V32L233 31L234 29L232 28V29H230V28H228V29H230V30H232L231 31V33L233 32L234 33V35H233V33L231 34L230 33V30H228V29H226V31L225 32H229V33H223V34H221L222 35V37H220L219 36V41L220 42H222L223 41V38H224V41L226 40L227 42H228V44H229V48L231 49L232 47V51L231 52H229L230 50H229V48H228V46H226V45H228L227 43L225 44L224 42H222V43H224V44H222V45H224L225 46V48H227V49H225V50H227V51H224V50H222L221 49V46H216V53H213L212 52V50L210 49V50H207L208 52H210V53H212V55L211 54H209L210 55V57H209V55L207 54V57H209L208 59H207V57H205L204 56V54H203V51L205 52V50L206 49H208V47L210 48V44H206V46H207V48H206V46H205V44L203 43L202 45H204V46H202V45H199V41H197V39L196 38H190L192 41H190V39L188 38L187 40H185V39H177L178 41H176L177 43L179 42V41H183V45L181 44V42H179V44H177L176 42H174L175 40H176V38L178 37V35H177V33H175L176 34V38L174 37V38H172V39H170V40H165V39H167V38H161V40L159 39L161 36H158V39L156 40V38H157V35H155L156 37H152V39L150 38L149 40L150 41H153L152 42V47H150L148 50L146 49L147 48V44H143V47H142V52H144L145 54H147V56H150V58L151 59H149V64L152 66V62H150V60L151 61H153V62H155V60H156V64H153V66L152 67H154V65H156V66H158V65H160L161 64V61L163 62L160 66H162V67H159V69H164L166 66H168L167 68L169 69L167 72H168V75H170V77L171 76H173L172 77V81H176L175 79H174V77L176 76V78L178 79L176 82L178 83H174L175 84V86L177 87L178 85H180V86H182V87H179L178 86V88H183L182 90L181 89H177L178 91H180V92H183L184 90L186 91V89L188 88L189 89V87L190 86H192V84H194V86H192V87H190V88H194L195 86V90H196V93H197V91H198V88L199 89H201L202 90V88H203V90L205 91V89L207 88V87H209L210 86V83H207L208 81L206 80V78L204 77V75H206L207 74V72L211 69V68H219L220 67V65H219V63L217 62V57H218V55H220L219 57H221V58H223V59H228L229 60V58L227 57V56H229L228 55V53L227 52H229V53H231L232 54V52H233V54L232 55H230V57H232L233 58V60H234V58H235V60H234V63H233V61H231L232 62V65L230 64L231 62H229L228 60H227V62H226V60H224L223 61V59H221L222 60V62H223V64L224 65H228L227 67H229V69H231L232 70V66L235 64V61H237V59H238V51L240 50V48H239V46L238 45H236V43L237 44H239V43H241V41H240V39L241 40H243V39H246L245 38V36L246 35H248V36H252V34H254V33H252V32H250L251 30H252V28L253 27H255V29H257L256 28V26L258 27V24L260 25L261 23H264V20H262L261 19V21H260V18H253V20H254V22H253V20H252ZM21 19H23V20H21ZM27 19V20H26ZM40 19H42V20H40ZM87 21H85V20ZM96 21H95V20ZM213 19V20H212ZM26 20V21H25ZM31 21V25L29 24V22H27V21ZM36 22H35V21ZM38 20H40V22L38 21ZM44 20V21H43ZM50 20V21H49ZM221 20V21H220ZM7 21V22H6ZM14 21H15V23H14ZM18 21H23L22 23H20V22H18ZM25 21V22H24ZM32 21H34V22H32ZM45 22V23H43V22ZM47 21H49V22H51V23H49V22H47ZM249 21H251V22H248ZM259 21V22H258ZM10 22H13L14 23V25H13V23H10ZM27 22V24L25 25V23ZM46 22H47V24H46ZM222 22V23H221ZM253 22V23H252ZM7 23V24H6ZM33 23H35V24H33ZM40 23H42V27H40V30L37 28V26L38 25H40ZM70 25H69V24ZM169 23H167L168 25H169ZM248 23V24H247ZM258 23V24H257ZM12 24V25H11ZM21 24H22V27H21ZM38 24V25H37ZM46 24V25H45ZM54 24V25H53ZM171 24V25H172ZM174 24H176V26L174 27ZM220 24H222V25H220ZM255 24V25H254ZM257 24V25H256ZM9 25V26H8ZM35 25V26H34ZM37 25V26H36ZM168 25H167V27H168ZM224 25V26H223ZM247 25H249V27L247 26ZM252 25V26H251ZM254 25V26H253ZM262 25V24H261ZM259 26V27H262V29H263V26ZM2 26V27H1ZM10 26H15V27H13V29L15 30V32H13L14 30L13 29H11L12 27H10ZM29 26H32L33 27V30L35 31H33L32 30V28H31V30H29L27 27H29ZM55 26H56V28H55ZM82 27L83 28V30H82V28H80V27ZM242 26V27H241ZM247 26V27H246ZM19 27V28H18ZM24 27V28H23ZM43 27H45L44 29H43ZM51 27V28H50ZM69 27H71V29L69 28ZM98 27V28H97ZM246 27V28H245ZM252 27V28H251ZM17 28V29H16ZM21 28H23V29H21ZM26 28V29H25ZM48 28H50V29H48ZM102 30H101V29ZM171 28H169V30H171ZM224 28V29H223ZM249 29V28H251V30L249 29V31L248 30H246V29ZM5 29V30H4ZM20 31H19V30ZM29 31H28V30ZM37 29V30H36ZM43 29V30H42ZM45 29H47V30H45ZM53 31H52V30ZM88 29V30H87ZM93 29V30H92ZM106 31H105V30ZM134 29V28H133ZM220 29H222L221 31H220ZM239 29V30H238ZM243 29V30H242ZM260 29V28H259ZM4 30V31H3ZM19 31V32H17V31ZM42 30V31H41ZM44 30L46 31V32H44ZM104 30V31H103ZM238 30V31H237ZM241 30V31H240ZM7 31V32H6ZM24 33H23V32ZM37 31H41L40 33L42 34V35H40V36H36V35H39L40 33L39 32H37ZM61 31V32H60ZM70 31V32H69ZM101 31V32H100ZM172 32H173V30H171ZM241 32V34L243 33V34H245V35H241L240 34V32ZM2 32H4V34L6 33V35H11L10 33H12L13 35H11V36H14L15 37V35H16V39L14 38V40L12 41V43L14 42V43H16V44H14V45H16L15 47L17 48V50H21L20 52L22 53V57L21 56H19V53L17 52V50H16V48L14 47V45L12 46L11 45V42H9V41H11L12 39H13V37H11L12 39H9L10 37H8V36H6V35H3L2 34ZM10 32V33H9ZM18 34H17V33ZM27 32H28V36H27ZM29 32H31V34H29ZM34 32V33H33ZM79 32V33H78ZM106 32V33H105ZM23 33V34H22ZM39 33V34H38ZM52 33H54L55 35H53ZM57 33V34H56ZM105 33V34H104ZM173 33V34H174ZM252 33V34H251ZM19 34H20V37H19ZM27 36V38H25L26 36ZM36 34V35H35ZM49 34H45V35H49ZM93 34V35H92ZM2 35L5 37V38H7L6 40H4L5 38L4 37H2ZM33 35H35V36H33ZM106 35V36H105ZM232 35L233 36H235L236 38H237V40H236V38H234L233 39V37H232ZM93 36V37H92ZM108 36H109V38H108ZM154 36V35H153ZM163 36V35H162ZM225 36H226V38H225ZM242 36V38H240ZM21 39V37H24L23 39H25L28 43V45H30L29 43H31V49H29V48H25V49H23L24 50V53H23V51H22V49L20 48V47H18L19 45H18V42H20V40H19V38ZM29 37V38H28ZM36 38V39H40V40H38L39 41V43H38V41H37V43H36V41H35V39H32V38ZM40 37V38H39ZM42 37V38H43ZM55 39H54V38ZM104 37H106V38H104ZM165 37V36H164ZM212 37L214 38V35H213V32H212ZM228 37V38H227ZM231 39H230V38ZM247 37V36H246ZM17 38H18V40H17ZM31 38V39H30ZM60 38V39H59ZM75 38H77V39H75ZM240 38V39H239ZM1 39H2V41H1ZM28 39H30V40H28ZM75 39V40H74ZM90 39V40H89ZM174 39V40H173ZM195 39H196V41H195ZM220 39H222V40H220ZM238 39H239V41L240 42H235V41H238ZM3 40H4V42H3ZM68 40V41H67ZM157 41V44H156V41ZM160 40V41H159ZM163 40L166 42H168L169 41V44L167 43V46L169 45L170 47H167L166 45H164L165 43L163 42ZM184 40H185V42H186V45L188 44V42L190 41V43L191 42H193V41H195L194 43H192L191 44V48H193V49H188V47H186L185 46V44H184ZM189 40V41H188ZM231 40V41H230ZM235 40V41H234ZM7 41V42H6ZM17 41V42H16ZM35 41V42H34ZM56 41V42H55ZM98 41V42H97ZM162 41V42H161ZM225 41V42H226ZM60 42V41H59ZM158 42H160L159 44H163L164 46H162V47H159L160 45L158 44ZM173 42V43H172ZM198 44H197V43ZM231 42V43H230ZM8 43H9V45H8ZM76 43H77V45H76ZM176 44V46H177V48L175 47V45H172V44ZM233 43V44H232ZM5 44L7 45V46H5ZM107 44H108V46H107ZM153 44H155V45H153ZM197 44V45H196ZM72 45V46H71ZM109 45H111V47L109 46ZM145 45V46H144ZM180 45H182V46H180ZM220 45H221V43H220ZM233 45V46H232ZM240 45V44H239ZM2 46H3V49H2ZM9 46V47H8ZM11 46V47H10ZM53 46V45H52ZM52 46H51V48H52ZM80 46V47H79ZM165 46L167 47V48H165ZM172 46H174V47H172ZM194 46V47H193ZM198 46H200V48L198 47ZM203 47V49H202V47ZM5 47V48H4ZM8 47V48H7ZM80 49H79V48ZM92 47V48H91ZM103 47H104V50H103ZM129 47V46H128ZM149 47V46H148ZM158 47H159V50L161 49L162 50V53H164V51H167L168 49H169V51L172 49V52H168L167 54H170V53H176L177 54V52H179L178 51V49H181V52L180 53H178L177 55H179V54H182V55H179V57L180 58H177L176 56H175V54L174 55H167V54H165L164 53V55L162 56V53L158 50ZM183 47V48H182ZM205 47V48H204ZM20 48V49H19ZM38 48V49H37ZM110 48V49H109ZM146 50H145V49ZM163 48H165L164 49V51H163ZM174 48V49H173ZM187 50H189V51H187ZM197 48V49H196ZM5 49H7L6 51H4ZM14 50V51H12V50ZM28 50V51H26L25 52V50ZM45 49H47V48H45ZM140 50H141V48H139ZM152 49V50H151ZM185 51H184V50ZM200 49V50H199ZM3 50V52L5 53V52H7L6 54H8V55H10L9 56V58L11 59V58H13L12 56L13 55H15V57H16V59L15 58H13L14 60H17L18 62L20 61L21 62V66H18V67H16V66H14L13 64L12 65H10V63H8V60L6 59V57L3 55L4 53L3 52H1ZM11 50V51H10ZM112 50V51H111ZM129 50H130V47H129ZM156 52H155V51ZM158 50V51H157ZM173 50H177V52H173ZM193 50V51H192ZM194 50H195V52L197 51V50H199V51H197L196 53H198V55L196 54L195 55V53H193L194 52ZM229 50V51H228ZM235 50H236V52H235ZM238 50V51H237ZM83 53H85V54H87L88 55V57H87V55L85 56L84 54H82V52ZM110 51V52H109ZM131 51V50H130ZM147 51V52H146ZM150 51H152V54H150L151 52ZM154 51V52H153ZM192 51V52H191ZM202 51V52H201ZM13 52V53H12ZM15 52V53H14ZM30 54H29V53ZM47 52V51H46ZM107 52V54L105 55L104 53H106ZM159 52H160V54H159ZM186 52H187V54H186ZM189 52L191 53L189 56H190V58H192V59H190L191 60V62L189 61V65L188 64H186V62L185 61H187L188 62V54H189ZM217 52H219V53H217ZM241 52V51H240ZM240 52H239V54H240ZM25 53H28V54H26L25 55ZM89 53V54H88ZM109 53V54H108ZM131 52H129V56H131V54H130ZM136 53V52H135ZM158 53L160 56H158L157 58H158V60H157V58H156V54ZM203 55H202V54ZM221 53V54H220ZM224 53H226V54H224ZM234 53H235V56H234ZM11 54H12V56H11ZM184 54V55H183ZM186 54V55H185ZM201 56H200V55ZM214 54V55H213ZM236 54H237V56H236ZM17 55V56H16ZM24 55H25V57H24ZM29 55H31V57L29 56ZM106 57H105V56ZM152 55V56H151ZM168 57H167V56ZM223 55V56H222ZM227 55V56H226ZM29 56V58H27ZM33 56V57H32ZM170 56H174L173 57V59H174V62H176L175 64H173L174 62L172 61L173 59H170L169 60V57ZM187 56V58H185ZM197 56V57H196ZM204 56V57H203ZM214 56V57H213ZM226 56V57H225ZM234 56V57H233ZM105 57V58H104ZM152 57H153V59H152ZM166 57V58H165ZM216 57V58H215ZM218 57V58H219ZM19 58V59H18ZM21 58V59H20ZM27 58V59H26ZM31 58H33L32 60H31ZM108 58V59H107ZM159 58H162V59H159ZM182 58V59H181ZM184 58H185V60H184ZM207 60H206V59ZM213 58L216 60L215 62L216 63H218V67L215 65V67L213 66L214 64H213V62H214V60H213ZM232 58H230V60H232ZM23 59V60H22ZM165 59H167V60H169V61H167V60H165ZM175 59H181V61L182 60H184L183 62L186 64H184V63H182V62H180L179 64L181 65V64H184V67H183V65H181L182 67L181 68H185L184 69V71H183V69H179V67H180V65L178 66V62L177 61H175ZM187 59V60H186ZM195 59V60H194ZM202 59V60H201ZM204 59V60H203ZM6 61V62H4V61ZM159 60H161V61H159ZM196 60H197V63H196ZM208 60H213V62H211V63H209L210 61H208ZM11 61L12 62H17V61H13L12 59H11ZM23 61V62H22ZM38 61V62H37ZM72 61V62H71ZM109 61H110V63H109ZM111 61L113 62V63H111ZM195 61V63H193ZM204 61V62H203ZM206 61H208V62H206ZM19 62V63H20ZM28 62V63H27ZM31 62H33V64L31 63ZM68 62V63H69ZM159 62V63H158ZM165 62V63H164ZM200 62V63H199ZM214 62V63H215ZM8 63V64H7ZM18 63V64H19ZM30 63V64H29ZM35 63H36V65H35ZM45 63V64H44ZM74 63H76V64H74ZM96 63V64H95ZM115 63H116V61H115ZM171 63V64H170ZM190 63H191V66H190ZM206 63V64H205ZM215 63V64H216ZM7 64V65H6ZM28 64V65H27ZM31 64H32V67H31ZM40 64V65H39ZM113 64V65H112ZM148 64V65H149ZM166 66H165V65ZM207 64H209V65H212V66H210L209 67V65L207 66ZM25 65V66H24ZM30 65V66H29ZM43 65V66H42ZM100 65H102V66H100ZM112 65V66H111ZM149 65V66H150ZM188 65V66H187ZM12 66V67H11ZM24 66V67H23ZM41 66V67H40ZM75 66V67H74ZM108 66H109V69H108ZM110 66L114 69H112V68H110ZM150 66V67H151ZM155 66V67H156ZM165 66V67H164ZM178 66V67H177ZM193 66V67H192ZM13 67H15V68H13ZM21 69H20V68ZM32 68V69H30V68ZM39 67V68H38ZM46 67L48 68V70L46 69ZM50 67V68H49ZM89 67V68H88ZM191 67V68H190ZM200 67V68H199ZM205 69H204V68ZM231 67V68H230ZM234 67H236V64H235V66ZM19 68V69H18ZM75 68V69H74ZM102 68V69H101ZM176 68H177V70H176ZM187 68H189V69H192L191 71L189 70H187ZM35 69V70H34ZM38 69V70H37ZM87 69V70H86ZM90 69V70H89ZM110 69H111V71H110ZM173 69H175V70H173ZM179 69V70H178ZM21 70H23V72L21 71ZM28 70H30V71H28ZM33 72H32V71ZM40 70V71H39ZM54 72H53V71ZM113 70V71H112ZM170 70H172L173 71V75H172V71H170ZM186 70V71H185ZM202 70V71H201ZM19 71V72H18ZM37 71V72H36ZM50 71V72H49ZM169 71L171 72V73H169ZM177 71H179L181 74H182V76H180V73L179 72H177ZM181 71H183V72H181ZM194 71V72H193ZM234 73L236 72V71H234V70H232ZM51 72H52V74H53V76L52 75H50L51 74ZM115 72V73H114ZM184 72H186V74L184 73ZM192 72V73H191ZM203 72V73H202ZM238 72V71H237ZM236 72V73H237ZM8 75H7V74ZM37 73V74H36ZM118 73V76L116 77V75L115 74H117ZM177 73H179V74H177ZM234 73H232L231 74V76H232V78L233 79H235L236 81H239V76L238 77H236V75H239V73H237V74H234ZM23 74V75H22ZM188 74V75H187ZM4 75V76H3ZM36 75V76H35ZM37 75H38V77H40V78H38L37 77ZM111 75V76H110ZM179 75V76H178ZM194 75V76H193ZM199 75H201L200 77H199ZM203 75V76H202ZM24 79H22L21 77ZM33 76V77H32ZM42 76V77H41ZM44 76V77H43ZM51 76H52V79H51ZM115 76V77H114ZM186 76V77H185ZM35 77V78H34ZM105 77V78H104ZM112 77V78H111ZM182 77H185V78H182ZM189 77V78H188ZM48 78V79H47ZM78 79V82H77V80L76 79ZM111 78V80H109V79ZM115 78V79H114ZM194 78V79H193ZM197 78V79H196ZM201 78H203V79H201ZM10 79V80H9ZM30 79V80H29ZM36 79V80H35ZM39 79V80H38ZM41 79V80H40ZM171 79V78H170ZM179 79H180V81H182L181 79H183V81H184V86L182 85V83H183V81H182V83L180 84V82H179ZM186 79H187V81H186ZM196 79V80H195ZM206 80V83H205V81H203V80ZM8 80V81H7ZM25 80H27L26 82H27V84L30 86V88H29V90H26L27 88H26V86L24 85V81ZM46 80H47V82L49 81H51L50 83H47L46 82ZM117 80V81H116ZM191 80V82H189ZM210 80H212V79H210ZM3 81H4V83H3ZM11 81V82H10ZM29 81V82H28ZM232 81H234V80H232ZM1 82H2V84H1ZM123 82V83H122ZM129 82V81H128ZM125 82V83H127L125 86H123V87H121L120 88V91H122V95H123V97L125 98V99H129L127 102H129L130 101V103L132 102V101H134V102H132L133 104H131V106H133L134 108H133V111H135L136 112V115L138 114V119L139 120H141L142 121V125L143 126H146V127H143V129H145V130H148L149 129V131H148V133H151V137H152V130H154V128L153 127H155V123H154V121L153 120H155V118L153 119V117L152 116H150V113L148 114L144 109H143V104L145 103H150L151 101H153L152 100V98L150 99V98H148V101L146 100V102H142L140 99H139V97H138V95H137V90H136V87L134 86V88H133V86H130L131 85V82ZM189 82V83H188ZM196 82V83H195ZM202 82H204L203 83V87L201 88V84H202ZM6 83H7V85H6ZM13 83V84H12ZM21 83V84H20ZM79 83V84H78ZM198 83V84H197ZM11 86H9V85ZM99 84V85H98ZM130 84V85H129ZM177 84V85H176ZM188 85V84H190V86L188 85V86H186V85ZM3 85V86H2ZM6 85V86H5ZM80 87H79V86ZM98 85V86H97ZM205 85V86H204ZM5 86V87H4ZM22 86V87H21ZM128 86V87H127ZM199 86V87H198ZM207 86V87H206ZM233 86V84L231 85V86H229L228 88H230V87H232ZM7 87V88H6ZM20 87V88H19ZM32 87V88H31ZM127 87V88H126ZM130 87H132V88H130ZM186 87V88H185ZM25 88V89H24ZM138 88V87H137ZM197 88V89H196ZM233 88V87H232ZM132 89V90H131ZM249 89V90H248ZM16 90V91H15ZM25 90V91H24ZM83 92H82V91ZM129 90V91H128ZM135 90V91H134ZM246 90H247V94L249 93V92H251V93H249L248 94V97H249V95H250V97H251V95L252 94H254L253 92H252V90L250 91V88H247L246 87ZM53 91V92H52ZM185 91H184V93H185ZM9 94H8V93ZM35 92L36 91H34V94H35ZM50 92V93H49ZM59 92V93H58ZM86 92V93H85ZM133 92V93H132ZM56 93V94H55ZM102 93V92H101ZM131 93V94H130ZM57 94H59V95H57ZM84 94H85V97H84ZM133 94L135 95V97L137 98V100H135L136 98H133L134 96H133ZM55 95H57V97H55ZM83 96V97H82ZM133 96V97H132ZM257 95H255L254 94V99H256V101H258V96L256 97ZM50 97H52V98H54V99H50ZM95 97L97 98V96L95 95ZM131 97V98H130ZM250 97L248 98V99H250ZM48 98V99H47ZM67 98V99H66ZM258 98V99H257ZM7 99H9V100H7ZM21 99H23V100H21ZM47 99V100H46ZM59 99V100H58ZM60 99H62V100H60ZM131 99V100H130ZM132 99H134V100H132ZM154 99V101L153 102H151L150 104H155V102H156V104H158V103H161L162 101L160 100L161 98H157L158 100H155L156 98H153ZM254 99H252V97H251V99L250 100H248L250 103H253V105H254V103H256L255 101H254ZM25 100V101H24ZM56 100H58V101H56ZM81 100V101H80ZM24 101V102H23ZM46 101H47V103H46ZM51 101V102H50ZM54 101V102H53ZM84 103H83V102ZM160 101V102H159ZM251 101H253V102H251ZM10 102V103H9ZM50 102V103H49ZM64 102V103H63ZM80 102V103H79ZM135 102H136V104H135ZM54 103V104H53ZM62 103V104H61ZM82 103H83V105H82ZM129 103V104H130ZM137 103H139V106H137L138 104ZM23 106H22V105ZM26 104V105H25ZM28 104V105H27ZM48 104V105H47ZM69 104V103H68ZM24 105H25V107H26V109H25V107H24ZM135 105V106H134ZM47 106V107H46ZM51 108H50V107ZM52 106H53V108L56 110H54L53 108H52ZM79 106H81V107H79ZM83 106V107H82ZM44 107H46V108H48L47 110L44 108ZM65 107V108H64ZM233 107V106H232ZM20 108V109H19ZM23 108V109H22ZM28 108V109H27ZM25 109V110H24ZM140 109V110H139ZM232 109V108H231ZM20 110V111H19ZM27 110H30V111H27ZM232 110H234V109H232ZM2 111V112H1ZM26 111V112H25ZM53 111H55V114H54V112ZM62 111V112H61ZM66 111V112H65ZM20 112V113H19ZM42 112H44V115H45V113H46V116H48L45 120H48L47 122L46 121H40L39 120V118H37L39 115H40V113H42ZM53 114H51V113ZM57 112V113H56ZM86 113L85 115L83 114V113ZM142 112H144L143 114H142ZM146 112V113H145ZM32 113V114H31ZM38 113V114H37ZM48 113V114H47ZM60 113H62L61 115H60ZM88 113V114H87ZM90 113V114H89ZM141 113V114H140ZM27 114V115H26ZM49 114H50V116H49ZM23 117H22V116ZM57 115H59V116H57ZM63 115L64 116H66V119H65V117H63ZM2 116H5V117H2ZM14 116V117H13ZM16 116H17V118H16ZM26 116V117H25ZM85 116V117H84ZM86 116H88V118L86 117ZM19 117V118H18ZM29 117V118H28ZM31 117V118H30ZM33 117V118H32ZM54 117H56V118H54ZM61 117V118H60ZM203 117H205V116H203ZM4 118V119H3ZM36 118V119H35ZM49 118V119H48ZM54 118V119H53ZM81 118H79V119H81ZM146 118V119H145ZM26 119V120H25ZM28 119V120H27ZM33 119V122L31 121ZM53 119V121L51 122V120ZM59 119V120H58ZM263 119V118H262ZM261 119V120H262ZM38 121V122H36V121ZM55 120H58V121H55ZM69 120H72V119H69ZM93 120V121H92ZM145 120V121H144ZM9 121H10V123H9ZM24 121V122H23ZM61 121H63V122H61ZM76 121V122H75ZM78 121V122H77ZM90 121V122H89ZM92 121V122H91ZM18 124H17V123ZM30 122H32V123H30ZM35 122H36V124H35ZM40 122V123H39ZM54 122V123H53ZM70 122H72L71 124L72 125H74V126H72L71 124H69ZM88 122V123H87ZM149 122V123H148ZM209 123H213V121H208ZM264 121L262 120V121H260V123L262 124ZM8 123V124H7ZM11 123L13 124V123H15L14 125H11ZM23 123V124H22ZM34 123V124H33ZM63 123H67V125H65V124H63ZM152 123V124H151ZM63 125L64 127H62L61 125ZM69 124V125H68ZM89 124V125H88ZM145 124V125H144ZM160 124H161V122H160ZM2 125V126H1ZM26 125V126H25ZM34 125H36V126H34ZM40 125V126H39ZM3 126H7L8 127V129H6V128H4ZM11 128H10V127ZM16 128H15V127ZM29 126H31V127H29ZM33 126V127H32ZM40 128H39V127ZM65 126H66V129H65ZM149 126V127H148ZM152 126V127H151ZM262 126L264 127V123L262 124ZM4 128V131H3V128ZM26 127V128H25ZM38 127V128H37ZM41 127H43V128H41ZM62 127V128H61ZM94 129H92V128ZM2 128V129H1ZM59 129L60 131H58V132H56L55 133V129ZM76 128H74L76 131L78 130V129H76ZM146 128H148V129H146ZM152 130H151V129ZM5 129H6V131L8 132V130H9V132L8 133H6L5 132ZM13 129L14 130V132H13V130H12V132H10L11 130ZM15 129H17V130H15ZM33 129H35V130H33ZM48 129V130H47ZM57 129V130H58ZM96 129V130H95ZM29 130V131H28ZM33 130V132H31ZM39 130V131H38ZM53 130V131H52ZM56 130V131H57ZM84 130V129H83ZM89 130V131H88ZM93 130V131H92ZM2 131V132H1ZM26 131V132H25ZM46 131V132H45ZM47 131H49V132H47ZM69 131V132H68ZM96 133H95V132ZM4 132L6 133L5 135H7V137H9L10 138V136H12L10 139L12 140L11 142H9L10 141V139L8 140V138H6V136L4 135ZM18 132V133H17ZM35 132V133H34ZM37 132V133H36ZM42 132V133H41ZM59 132H61L60 134H59ZM92 132H94V133H92ZM101 132V133H100ZM2 133V134H1ZM30 133V134H29ZM34 133V134H33ZM52 133V134H51ZM99 133V134H98ZM9 134V135H8ZM11 134V135H10ZM16 134H18V135H16ZM37 134V135H36ZM50 134H51V136L53 135V134H55V135H53L52 137H54V140L52 139V137L50 136ZM97 136H96V135ZM39 135V136H38ZM45 137H44V136ZM84 135V136H83ZM13 136H14V139L15 140H13ZM47 136V137H46ZM76 136V137H75ZM83 136V137H82ZM154 136V135H153ZM20 140V141H22V142H19L18 140H16L17 138ZM96 137V138H95ZM100 137V138H99ZM22 138H24V140L22 139ZM42 138V139H41ZM55 138H58V140L60 141V145L58 144L59 142H57V141H55V140H57V139H55ZM153 138V137H152ZM22 139V140H21ZM33 139H36V140H32ZM51 139V140H50ZM99 139V140H98ZM102 139V140H101ZM8 141V142H7ZM15 141V142H14ZM37 141V142H36ZM46 141L47 142H50V144H52L51 143V141L53 142V141H55L54 143H53V145L56 147V145H57V149L53 146V145H50L49 146V144L48 143H46ZM72 141V140H71ZM85 141V140H84ZM83 141V142H84ZM12 142H14V143H16L17 142V144H19V145H16V144H14V143H12ZM30 142V143H29ZM64 144H63V143ZM95 142V141H94ZM9 143V144H8ZM11 143V144H10ZM23 143V144H22ZM25 143V144H24ZM37 143V144H36ZM40 143V144H39ZM44 143H45V146H44ZM57 143V144H56ZM20 144L23 146V145H25V146H23V147H25V149H23V147H22V150H27L28 151V155H27V152L25 151V154L27 155V157L29 156V160H26L27 159V157H26V155L24 154V153H22V152H24V151H22V150H19L21 147H20ZM56 144V145H55ZM61 144H63V145H61ZM71 144V143H70ZM10 147H9V146ZM18 146V147H20V148H12V146ZM47 145V146H46ZM65 145V146H64ZM53 146V147H52ZM51 147V148H50ZM11 148H12V150H11ZM28 148H31L32 149V151L36 154V158L38 159V161H36L35 162V160L33 159V157L32 156H30L31 155V153L29 154V149ZM48 148V149H47ZM14 149V150H13ZM54 149H56V150H54ZM129 149H131V148H129V147H127V150H126V152L128 153V150ZM61 152V156H60V152H59V155H58V157H57V154L58 153H54L53 155L50 153V152ZM9 152V154H7V152ZM10 151H12L13 153H14V151L16 152H18V153H14V155H13V153L11 152L10 153ZM20 151H22V152H20ZM37 152V153H36ZM46 152H48V154L46 153ZM65 152H66V148H65ZM62 153L64 154V155H62ZM17 154V155H16ZM19 154H20V157H19ZM22 154H23V156H25V158L22 156ZM7 155V156H6ZM50 155H51V157L52 158H60L62 161H64V163H63V165H60L61 167H63L64 165H65V169L64 170H60V169H62L60 166H58L57 168H54V169H56L57 170V173L54 171V169H53V171H54V173H56V174H58L59 175V178H61V179H59L58 178V175H55V177L56 178H58V182H55L52 178H51V176H48V175H50L51 174V166L49 165V160H51V159H49V158H51L50 157ZM131 155H133V154H131ZM131 155L129 156V157H131ZM6 156V157H5ZM14 156V157H13ZM62 156H64V158H61ZM69 156V155H68ZM15 157H17L16 159H15ZM19 157V158H18ZM5 158H7V159H5ZM23 158V159H22ZM42 158V159H41ZM5 159V160H4ZM18 159V160H17ZM25 159V160H24ZM47 159V160H46ZM66 159V160H65ZM32 162H31V161ZM10 163V162H12V163H8V162ZM19 161V162H18ZM23 161V164L26 166V165H28V166H23V164H21V166H20V162H22ZM31 163H30V162ZM34 161V162H33ZM47 161V162H46ZM69 161V160H68ZM19 164H18V163ZM26 163V164H25ZM28 163H30V165H32V166H29V164ZM33 163V164H32ZM34 163H35V165H34ZM13 164V165H12ZM10 167H9V166ZM17 165V166H16ZM34 165V166H33ZM49 165V167H50V169H48V167L47 166ZM19 166V167H18ZM20 167H22V168H20ZM30 167H32V168H30ZM9 168V169H8ZM12 168H14V169H17V170H13L12 171ZM71 168V169H70ZM19 169H20V171H19ZM35 169V170H34ZM58 169H59V171H58ZM167 171H168V173H170L171 174V176L173 175L174 177H173V179L172 180H174V181H176V182H179L180 181V179H179V177L178 176H176V175H174L172 172H171V168H168L167 167ZM12 171L11 173L9 172V171ZM24 170V172L25 173H23L22 171ZM14 171H16V172H14ZM35 171V172H34ZM49 171V172H48ZM121 171V170H120ZM22 172V173H21ZM45 172V173H44ZM118 172H119V170H118ZM16 174V175H14V176H12L13 174ZM18 173H20V174H18ZM31 173H33L32 174V177H31V180L29 181L30 183H36L35 182V179H38V183L39 182H41L39 185H38V190L36 189L35 191H37V193H35V195L36 194H38L37 195V198L32 194V190H31V188H29V187H27V180H29L30 179V177L29 176H27V175H30L31 176ZM70 173V174H69ZM10 174H12L11 175V177H10ZM22 174V176L20 177V175ZM25 174H26V176H25ZM39 174V175H38ZM63 176H62V175ZM65 174V175H64ZM74 176H72V175ZM18 175V176H17ZM26 177V179L25 180H23V182H21V179L24 177V176ZM41 175H43L42 177H41ZM122 175V176H121ZM36 176V178H34ZM39 176V177H38ZM45 176V177H44ZM62 176V177H61ZM65 176V177H64ZM71 178H70V177ZM16 177V178H15ZM20 177V178H19ZM24 177V178H25ZM48 177H50V178H48ZM116 177V178H115ZM18 178V180H16ZM28 178V179H27ZM32 178H34V179H32ZM41 178H43V180L41 179ZM44 178H45V181H44ZM46 178H47V180H46ZM74 178V179H73ZM99 178V177H98ZM122 178V179H121ZM172 178V177H171ZM13 179V182H14V180H15V182H16V184H15V182L13 183L11 180ZM48 179H49V181H48ZM66 179V180H65ZM75 179H77V180H75ZM100 179V178H99ZM111 179L113 180H115V181H117V180H119L120 181V183H122V185L125 187V192H126V195L127 196H131L132 195V190L129 188V186H127L128 185V183H127V180H128V177H127V175H126V172L125 171H121L120 173H118V176L116 175H114V177L112 178L111 177ZM41 180V181H40ZM60 180H61V182H60ZM63 180V181H62ZM65 180V181H64ZM78 180H79V182H78ZM10 181V182H9ZM18 181V182H17ZM26 182V184L24 185V183ZM72 181V182H71ZM119 181H117V182H119ZM28 182V185L30 184ZM49 182L51 183V182H53V184L51 183V184H49ZM66 183V184H64V183ZM75 182V183H74ZM20 183V184H19ZM74 183V184H73ZM77 183V184H76ZM11 184V185H10ZM15 184V185H14ZM32 184H30V185H32ZM33 185H35V184H33ZM77 185H78V188H77ZM79 185H81V187L79 186ZM15 186V187H14ZM26 186V187H25ZM72 186H73V188H72ZM76 186V187H75ZM81 189H80V188ZM24 188L26 189H28L27 190V192H28V194H26V192L25 191H22V190H24ZM72 188V189H71ZM42 189V190H41ZM78 189H80V190H78ZM20 190V191H19ZM31 190V191H30ZM109 188H107V192L109 193ZM3 191H5V192H3ZM44 191V192H43ZM81 193H79V192ZM105 191V192H106ZM30 192H31V194L33 195V196H31V194H30ZM106 192V194L107 195H111L110 193H111V190H110V193L108 194ZM6 193V194H5ZM22 193V194H21ZM52 193H53V195H52ZM63 193V194H62ZM44 194V195H43ZM59 194H61L60 195V198L59 199H57L58 197H59ZM105 194V193H104ZM167 191H166V193L165 192H162L161 194H159L158 195V197H159V199H160V197H161V195H164V197L162 196V198H161V202L163 203V201L165 200L164 198L167 196ZM51 195V196H50ZM80 195H82V196H80ZM166 195V196H165ZM29 196V197H28ZM31 196V197H30ZM55 196H56V198H55ZM64 196V197H63ZM69 196H71V195H69ZM7 197H8V200H7ZM12 197H13V199H12ZM23 197V198H22ZM62 197V198H61ZM83 197V198H82ZM98 196L97 195H95V198H96V200H98V198H97ZM167 197H169V195L167 196ZM28 198H29V200H28ZM55 198V199H54ZM10 199V200H9ZM26 199V200H25ZM51 199V198H50ZM88 199H89V201H88ZM157 200L156 202L154 201V199H152L153 201H154V204H153V202H152V200H151V202H152V206H155V204L156 205H159L160 204V200ZM164 199V200H163ZM5 200H6V202L7 203H5ZM24 200V201H23ZM30 200V201H31ZM39 200H41V199H39ZM53 200H51V202L49 203L51 206H52V204L54 203V201ZM84 200H86V202L84 201ZM9 201V202H8ZM29 201V202H30ZM81 202V203H80ZM85 202V203H84ZM159 202V203H158ZM8 204L7 205V207H6V205H4V204ZM89 203H91L90 204V206H89ZM3 205H4V207H3ZM20 205V206H19ZM160 205H164V204H160ZM54 206H56V205H54ZM11 207V208H10ZM53 207V206H52ZM61 207V208H60ZM62 207H65L64 208V211H63V208ZM67 206H65V205H63V206H59V207H57L58 208V213H56V212H54L53 213V215H56L53 219H55V221H58V223L60 222V224H61V221H62V219H63V221H62V223H64L65 224V222H66V219H67V217L69 218V217H73L71 214H70V208H69V210H68V208H66ZM156 207H158V206H156ZM155 207V208H156ZM6 209V210H5ZM12 209V210H11ZM15 209V210H14ZM65 209H66V211H65ZM61 210H62V212H61ZM67 210H68V213H64V212H67ZM6 211V212H5ZM9 211V212H8ZM14 211V212H13ZM25 211V212H24ZM55 211H57V210H55ZM90 213H89V212ZM4 212V213H3ZM26 212H28V214L26 213ZM59 212H61L60 213V215H61V217H59ZM94 212V214H96V217L97 218H95L94 220H93V218H94V214H92ZM160 212H162V214H164V212L163 211H160ZM26 213V214H25ZM56 213V214H55ZM63 213H64V215H63ZM79 213H81V215L79 214ZM83 213H84V215H83ZM3 214H5V215H3ZM10 214H12V216H14L15 218L16 217H18L19 219H21V221L24 219V221H20L18 218H16L17 220H15V218H13L12 219V217H11V215ZM14 214V215H13ZM30 214V215H29ZM75 214V215H74ZM17 215V216H16ZM22 215V216H21ZM69 215V216H68ZM83 215V218L81 217ZM4 216V217H3ZM32 216V217H31ZM67 216V217H66ZM85 216H86V218H85ZM9 217V218H8ZM27 217V218H26ZM59 217V218H58ZM65 217H66V219H65ZM76 217V218H77ZM56 218H57V220H56ZM71 218H69V219H67V221H68V223H70V225H68V223L67 224H65L64 226L63 225H61V227H60V224H58V226L60 227V229H62V231H65V228H66V234H68V235H70V236H72V234H73V236L72 237H75V236H77L78 234L77 233H79L81 230H79V228L81 229V227H80V225L83 227L84 226V224H82V221L81 222H79L78 223V219H73L74 221V223H75V225H76V228H75V225H74V223L73 222H71ZM74 218V217H73ZM147 218V217H146ZM65 219V220H64ZM6 220V221H5ZM13 220V221H12ZM77 220V221H76ZM146 221H149V219H145ZM29 221V222H28ZM35 221V222H34ZM13 222V223H12ZM19 222V223H18ZM25 222V223H24ZM28 222V223H27ZM36 222H38V223H36ZM48 222H49V224H50V221L48 220ZM172 222V221H171ZM176 222V221H175ZM174 222V223H175ZM16 223V225L17 224H19L20 226L19 227H17L16 225H13V224H15ZM21 223V224H20ZM54 223H56V222H54ZM73 223V224H72ZM78 223V224H77ZM130 223H132L131 221H130ZM129 222H128V224H130ZM150 223V224H149ZM173 223V222H172ZM24 224V225H23ZM27 224H30V225H28V227L30 228H27L26 227V225ZM48 224V223H47ZM80 224V225H79ZM36 225V226H35ZM46 225V224H45ZM147 225V226H146ZM175 226H177L176 225V223L174 224ZM191 223H189V226H188V224H187V222L185 223V225L184 226H182L183 227V230H184V232H188V230L189 231H193V226L191 225ZM25 226V227H24ZM35 226V227H34ZM152 226H153V228H152ZM10 227H12V228H14V229H19V230H17V231H15L14 233L16 234H13L12 235V231H9V229H11ZM22 227V228H21ZM46 227V226H45ZM68 227V228H67ZM71 227L73 228V229H71ZM78 227V228H77ZM154 225L152 224L151 225V222H147L146 224H145V226L143 227V228H147L148 230H149V228H151V233H153V231H154ZM181 227V228H182ZM190 227V228H189ZM32 228V229H31ZM34 228V229H33ZM35 228L37 229V232H38V234H40L41 233V236H39L38 234H37V232H36V234H35ZM44 228V227H43ZM70 228V229H69ZM180 228V229H181ZM45 229V228H44ZM64 229V230H63ZM79 230L77 233L75 232V230ZM137 229H138V226H137ZM135 230L134 228H133V232L135 231V233L138 231V230ZM155 229H156V227H155ZM191 229V230H190ZM33 232H32V231ZM42 231H43V229H41ZM68 230H70V231H68ZM74 232H73V231ZM182 230V229H181ZM69 233H68V232ZM71 231H72V233H71ZM44 233H45V235H46V232L45 231H43ZM4 233H8V234H10V237L14 240V242H15V246H14V244L12 245V244H10L11 242H13V240H9L8 238L6 239V237H5V234ZM65 233V232H64ZM216 233H218V234H222L223 235V232H222V230L221 229H218L217 230V232ZM134 234V233H133ZM153 234H157V229H156V231H154V233ZM3 235V237L7 240V241H5V240H2V236ZM134 235H136V234H134ZM16 236V237H15ZM14 237V238H13ZM40 237V238H39ZM10 238V239H11ZM31 238H33V239H31ZM2 240V241H1ZM25 242H24V241ZM13 242V243H14ZM219 242V241H218ZM217 242V243H218ZM24 243V244H23ZM220 244V243H219ZM43 245V246H44ZM55 245H54V248H55ZM126 246V245H125ZM125 246H123L122 248V253H124V251L126 250L127 252H128V249H127V247H125ZM4 247H6V248H4ZM15 247L16 249H18V248H20V250H22V251H20V250H18V252L20 251V253L19 254H21L20 256H18V258H19V260L18 261H20V262H17V260H15V259H13V258H15V257H13V256H15L14 254H15V248L13 249V248ZM23 247V248H22ZM33 249H32V248ZM42 247V248H41ZM68 247V248H67ZM2 248H3V250H2ZM11 248H12V250H14V252L13 251H11ZM45 248V249H44ZM124 248H125V250H124ZM5 249L7 250V252L9 253V252H13V255L11 254V253H9L10 254V256H9V254L5 251ZM28 249V250H27ZM49 249H51V250H54L55 251V253H53V251H51V250H49ZM69 249V250H68ZM9 250V251H8ZM130 250V249H129ZM17 251V250H16ZM26 251V252H25ZM42 251V252H41ZM49 251V252H48ZM3 252V253H2ZM6 252V253H5ZM18 252H17V254H16V257H17V255H18ZM22 252H23V254H24V256H23V254H22ZM32 252V253H31ZM90 251L88 250V253H89ZM52 253L54 254V255H52ZM1 254H2V256H1ZM45 254V256H48V257H45V256H43ZM48 254V255H47ZM49 254H50V256H49ZM59 256H58V255ZM6 255V256H5ZM9 256V258H11V257H13V258H11V259H13V261L11 260V259H9L8 258V256ZM12 255V256H11ZM28 256V257H27ZM51 256H53V257H51ZM6 257L9 259V260H7L6 259ZM22 257H26L25 259L26 260H24ZM55 257L57 258V257H59V259L57 258V259H55ZM67 257H68V255H67ZM221 257H223V256H217V257H214V258H212V259H217L218 260V262L222 259ZM3 258H5V261H3L4 259ZM22 258V259H21ZM53 258V259H52ZM72 258H75V259H72ZM78 257H76V256H74V257H72V255H71V258L69 257V259L71 260L72 259V264H85V263H87L88 262V264H92L89 260L87 261L86 259H81L80 257H79V259H77ZM38 259V260H37ZM211 259V257H210V259L209 258H207V260H205V262H207V263H204V264H211L212 262H214L215 260H212ZM51 260V261H50ZM53 260V261H52ZM56 260V261H55ZM60 260V261H59ZM70 260L68 261V260H65V264H68L69 262H70ZM78 260H80V261H78ZM81 260H84V262L82 263L81 262ZM209 260H211V262L209 261ZM12 261V262H11ZM16 263H15V262ZM28 261V262H27ZM41 261V262H40ZM50 261V262H49ZM58 261V262H57ZM8 262H10V263H8ZM14 262V263H13ZM66 262H68V263H66ZM79 262V263H78ZM90 262V263H89ZM25 263H22V264H25ZM157 264V263H156ZM213 264V263H212ZM224 264H226V263H224Z\"/></svg>","mask_w":264,"mask_h":264}]
</instances>
